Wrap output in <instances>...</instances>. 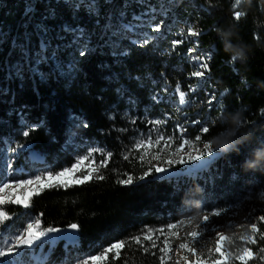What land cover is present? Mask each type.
Returning <instances> with one entry per match:
<instances>
[{"label":"trees","instance_id":"trees-1","mask_svg":"<svg viewBox=\"0 0 264 264\" xmlns=\"http://www.w3.org/2000/svg\"><path fill=\"white\" fill-rule=\"evenodd\" d=\"M152 4L158 14L165 11L159 32L147 27L144 12ZM234 5L236 0H0V140L17 154L26 156L21 147L30 145L42 155L40 165L25 162L29 174H56L78 157H95L83 183L41 186L27 207L0 205L16 229L31 220L43 230L78 226V239L67 249L60 240L44 248L47 264L97 256L119 241H129L120 257L113 259V251L98 264H161L159 247L169 225L202 212L234 209L264 191V168H242L254 149L264 147V3ZM235 11L244 13L238 21ZM127 23L137 43L124 36ZM188 23L197 27L194 39L184 38ZM230 28L232 43L248 49L244 62L231 61L224 51L218 30ZM179 39L183 42L173 46ZM194 44L197 58H207L209 65L201 78L192 75L198 66L187 55ZM178 84L187 96L183 107ZM237 111L244 121L238 136L249 137L238 152L218 151L196 169L171 165L178 172L169 175L152 166L145 176V168L136 164L132 138L153 120L165 129L188 116L191 123L184 122L183 131L192 139L200 136L204 149L223 130L220 117ZM129 176L132 184L120 182ZM254 214L253 223L264 232V221L257 220L262 211ZM149 230L157 247L145 252L150 241L141 246L132 238ZM258 235L256 244L225 242L228 264H241L235 257L246 247L254 254L248 264H264L259 251L264 239ZM38 247H22L23 255L33 256Z\"/></svg>","mask_w":264,"mask_h":264},{"label":"rangeland","instance_id":"rangeland-1","mask_svg":"<svg viewBox=\"0 0 264 264\" xmlns=\"http://www.w3.org/2000/svg\"><path fill=\"white\" fill-rule=\"evenodd\" d=\"M158 10L159 8L156 7L155 4H152L144 12V15L147 19L146 22L147 27L149 28V30L155 31L156 27H159L160 29L162 27L163 17H165V11H162L161 14H158L157 13ZM124 25L125 28H127V32L125 33L124 36H126L129 41L133 43H137L138 40L131 35L132 26L128 23ZM187 27H188L187 33L184 36V38L194 39L195 36L188 35V32L189 29H192L197 32L196 25L193 23H188ZM176 41H180V39ZM194 47H196L195 44L188 48L187 55L190 57L191 61H194L197 64L198 71H202V68H200L198 65V60L199 61L202 60L197 58L196 53H198V51L196 50V48L194 49ZM204 62H205V57H204ZM178 99H179V95H178ZM186 100H187V96H186ZM178 101L180 102V100ZM208 101L209 100H207V103ZM185 105L186 103L184 104L178 103L179 107H183ZM194 105H195V100L192 99L189 103V106L191 108ZM157 121L159 120H153L152 121L153 125L149 124L148 126L150 127L147 130H144L143 132L141 131L138 132V134L134 138H132V149L137 152L136 164L138 165L139 168H145L146 172H149V169L152 166L167 167L168 171L160 174H165V175L173 174L175 170L176 172H178V169L173 170L171 168H168L171 165L165 163V160L171 158L173 159V161H177L180 159L182 155L186 157V155L189 153L193 155L197 154V150H199V152L204 151V149L201 148L200 144L195 139L186 136V131L185 130H184L185 132L183 131L184 129L183 127H185L184 122L186 124L191 123L188 116H186L184 121L181 119L179 121L174 120L175 122L174 126L165 129H161L160 125L156 123ZM181 123L183 124V126L181 125ZM147 124L148 123H146V125ZM167 130L168 132H166ZM158 137H164V139L161 140L159 145H156L154 141ZM184 139H190L193 142L194 147L185 146L179 154L172 156L171 152L175 151L176 147L179 144H181ZM148 140L153 141L152 146H149L147 143H144L140 148L136 147V145L139 142L148 141ZM21 148L27 151L26 156H24L23 153L17 154L16 150L12 149V147H10L4 141L0 140V187H2L4 183H8L10 185V187L7 188L4 192H0V198H7V201L5 203L16 200L25 201L24 200L25 193L36 194L39 192L41 186L49 185L57 181H61L64 187L66 186V184L70 182H76L78 179H82L84 174L87 175L90 172L95 158L94 156H91L88 160H83L82 156L76 158L74 164H77L81 160L83 161L82 163H80L79 170L75 171L72 174L65 175L60 180H53L50 182L48 180V175H49L48 172H42L38 170V171H34L32 174H29V172L27 173V171H25L24 164L26 161H28L27 159H30L34 164L40 165L41 155H39L36 152V156H34L33 154L34 150L30 148V145H24ZM157 152L160 153L161 158L159 160L152 159V156ZM217 153L218 151L216 150L215 153H213L211 156H207V158L202 157L200 160L194 161L192 163H185V164L173 163L172 165L174 166L176 164H180L181 167L184 168V170H189V168L191 167H199V166L202 167L203 165L208 163V161L212 157L217 155ZM141 155H143L144 157L143 160H141L140 158ZM72 166L69 168H72ZM64 169H62L59 172H62ZM20 172H22L26 176L20 179L13 177L14 174H19ZM37 176L41 177L42 180L41 184L37 185L33 183L31 185H26L24 187H19V188L17 187V184L19 182L26 180H34L35 177ZM262 194H264V191L254 195L255 197H251V198L248 197L244 199L240 203V205L234 209L222 210V214L220 216H212L210 215L212 211H209V212H202L200 214L185 219L184 220L185 224L183 226H180L178 229H176L173 232L175 233V235H172L171 238L169 239L171 251L168 253V257L170 258H166V264H178V262L179 264H185V261L182 259V257L184 256H187L189 261H194L196 259L195 256H193L191 253L187 252L186 250H180L179 245L181 243L187 242L190 246H193L191 237L188 234L191 233L192 231H198V232L200 231V227L204 226L203 224L204 215H209L210 217L208 222L209 228H215L218 230L219 233H222L223 235L230 237L231 239H240L241 241H244L241 239V237L249 236L250 225L254 222L255 210L258 208L259 210L262 211V214L264 215V195ZM20 204L24 205V203H20ZM193 217L194 219H192V222L190 224L187 223V221ZM7 219L9 218L7 217ZM7 219L0 221V250H4L5 248L12 246L11 244H6L3 241L15 242L17 236L24 235L25 233H27L26 229L29 223L35 224V222L37 221V220L27 221V224L23 228L16 229L15 226L10 225ZM229 224L245 225V226L244 227L237 226L230 228L228 227ZM198 225L200 227H198ZM39 230H41V227ZM41 237L43 238V240L42 242L40 241L39 247L37 248L36 253L33 256L31 257L27 256L26 258L23 255V252L25 250H23L22 247L24 246H21L19 248H14L12 255L0 257V264H47L48 260H46V253L44 248L47 246L55 247L57 243L58 235L57 233L52 232V233H47L45 236H41ZM216 244H217V232L209 231L199 238V241L195 246L197 247L198 254L203 259L209 261L208 260L209 255L215 254ZM63 248L67 249L66 245H63ZM209 249H211V253L209 252ZM86 260L88 261V264H92L91 257L77 258L70 262L63 259V261L60 264H83V262ZM98 263L99 261L97 262V264Z\"/></svg>","mask_w":264,"mask_h":264},{"label":"snow or ice","instance_id":"snow-or-ice-1","mask_svg":"<svg viewBox=\"0 0 264 264\" xmlns=\"http://www.w3.org/2000/svg\"><path fill=\"white\" fill-rule=\"evenodd\" d=\"M241 2V0H236V5H234V7L238 6L239 3ZM244 15V13L240 12V11H235L234 12V18L238 21L242 16ZM156 32L160 31L159 27L155 28ZM188 35L190 36H198L199 33L189 29ZM148 41L145 40L144 43L146 44ZM183 41H173V46H175L176 44L182 43ZM191 51V49H190ZM81 56L85 55L84 51H81L80 53ZM207 58H205L206 60ZM198 65L200 68L204 69L205 71L208 70L209 65L206 62L203 61H199L198 60ZM205 71H195L192 73L193 76L195 77H203L205 75ZM177 91L179 92V100L181 104L187 103L188 101H186L185 96L186 94L183 91H180V86L179 84L177 85ZM194 91V89H193ZM215 97H211L208 101L209 104L212 103V100H214ZM157 124H160V121L156 122ZM209 131L208 127H204L203 128V132L207 133ZM24 136H28L29 132L25 131L23 133ZM164 139V137H158L156 138V140L154 141V143L156 145H159L161 140ZM196 141H199L201 138L200 136H197ZM144 143H147L149 146H152L153 141L152 140H148V141H141L139 142L136 147L140 148ZM185 146H189V147H194L193 142L190 139H184L182 141L181 144H179L175 151L171 152L172 156H175L177 154H179L183 148ZM213 154V149L211 147L210 144L205 143L204 144V151L203 152H199V150H197V154L193 155L191 153L187 154L186 157L185 156H181L179 160L177 161H173V159L169 158L167 160H165V163H167L168 165H172L173 163H180V164H185V163H192L194 161H198L200 160L203 156H211ZM141 160H143V155H141ZM160 157V153L157 152L152 156V159L155 160H159ZM84 159H87V157H85ZM83 161H79L77 164H74L72 166V168H67L64 169L62 172L56 173L55 175L49 174L48 175V180L51 182L53 180H60L62 177H64L65 175H69L74 173L75 171L79 170V166L80 163H82ZM153 169H149V172L145 173V176H147ZM154 171L157 173H164L167 172L168 169L164 168V167H160V166H156L154 168ZM91 176V173H88L87 175H84L82 179H78L76 182L77 183H83L84 181L88 180ZM99 179H103V176H99ZM143 179V177H142ZM122 184H132L133 183V179L132 177H128L126 180H122L120 181ZM41 184L42 180L40 176L35 177L34 180H26V181H21L17 184V187H24L26 185H31V184ZM49 186H52L51 184H49ZM64 186V185H62ZM10 185L8 183H4L2 187H0V192H4L7 188H9ZM35 191V190H34ZM264 195V194H262ZM7 201V198H0V205L4 204ZM14 203H24L25 207L28 206L26 201H20V200H16V201H12ZM222 214L221 210H214L210 213V215L212 216H220ZM7 219V216L4 212V210L0 209V221ZM193 218H190L187 223H191ZM209 215H204L203 216V227H200L198 225V227H200V231H192L191 233H189L188 235L191 237L192 240V245L190 246L187 242L185 243H181L179 245V249L180 250H186L187 252L191 253L193 256L196 257V259L194 261H189L187 256L182 257V259L185 261V264H207V260L203 259L199 254H198V250L197 247L195 246L197 244V242L199 241V238L201 236H203L205 233L209 232V231H213V232H217V244L215 247V253L219 254L218 258H214L213 255H209L208 260L211 261V264H228V259L227 257H229L231 254L230 253H226L224 251H222V247L223 244L225 242L227 243H233V241L231 240L230 237H227L225 235H223L222 233H219L217 229L215 228H209L208 227V222H209ZM258 222L259 221H264V216H260L257 218ZM185 224V221H179L178 223H173L171 225L168 226L169 228V232L167 235H165L164 240L162 241V246L159 247V252L162 253L163 255L159 256V260L161 262V264H166V258H170L168 257V253L171 251V246L169 243V239L168 236L170 235H175V233H173L171 230L172 229H178L180 226H183ZM244 227L245 225H234V224H229L228 227ZM77 225L73 224L71 225L72 229H77ZM40 229V222L37 220L35 222V224L29 223L27 225V236H23V235H19L16 237L15 242L12 241H3L6 244H11L12 246L5 248L4 250H0V257H5V256H9L13 254L14 248H19L21 246H27V247H31L34 243L35 239H39L41 236H45L47 233H52V232H58L60 231L59 229H55V228H47L46 230H39ZM159 231L161 234H164V230L163 229H159L157 230ZM250 232L252 235L250 236H242L241 239L246 241L249 244H256L257 243V234L259 239H264V232H261L260 229L257 226V223H252L250 225ZM132 241H134L136 244L143 246V241H150V245L148 247L144 248L145 252L149 251V247L150 248H156L157 247V242L155 239H153V232L152 230H149L148 233H146L145 235H143V237L141 238L140 236L134 237L132 238ZM129 243V241H119L116 243H113L111 246H109L107 249H105L100 255L97 256H93L91 257L92 260V264H97L98 261H102V260H106L108 258V253H112L113 251H115V256L113 257V259H117L120 257V250L124 247L127 246V244ZM202 243V241H201ZM259 251L261 253H264V248L259 249ZM209 252L211 253V249H209ZM254 258V254L253 252L249 249V248H244L243 251L238 254L235 259L239 260L241 262V264H248V261ZM261 259H264V256L261 257ZM83 264H88V261H84ZM179 264V262H178Z\"/></svg>","mask_w":264,"mask_h":264},{"label":"clouds","instance_id":"clouds-1","mask_svg":"<svg viewBox=\"0 0 264 264\" xmlns=\"http://www.w3.org/2000/svg\"><path fill=\"white\" fill-rule=\"evenodd\" d=\"M252 0H245V3L251 4ZM264 3V0H261ZM224 51L231 57V61H246L248 49L245 45L233 44L232 38L235 36L233 29L218 30ZM220 124L223 130L212 137L210 145L213 150L219 151L221 154L228 155L232 152H238L239 145L244 143L249 137L247 134L238 136L240 130L244 127L242 113L239 111L228 113L220 117ZM245 171H256L264 168V147H258L253 150L250 158L246 159L242 165Z\"/></svg>","mask_w":264,"mask_h":264},{"label":"water","instance_id":"water-1","mask_svg":"<svg viewBox=\"0 0 264 264\" xmlns=\"http://www.w3.org/2000/svg\"><path fill=\"white\" fill-rule=\"evenodd\" d=\"M59 230L58 239L66 242L67 244H73L78 239V230L72 229L71 225L59 228Z\"/></svg>","mask_w":264,"mask_h":264},{"label":"bare ground","instance_id":"bare-ground-1","mask_svg":"<svg viewBox=\"0 0 264 264\" xmlns=\"http://www.w3.org/2000/svg\"><path fill=\"white\" fill-rule=\"evenodd\" d=\"M179 104H181L179 101H178ZM39 158V157H38ZM175 174V173H174ZM23 236H27V233H25ZM37 239H35L34 241H36Z\"/></svg>","mask_w":264,"mask_h":264}]
</instances>
